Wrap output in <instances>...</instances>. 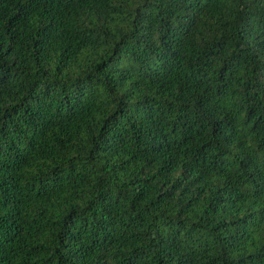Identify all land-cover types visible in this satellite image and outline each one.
<instances>
[{
    "label": "trees",
    "instance_id": "1",
    "mask_svg": "<svg viewBox=\"0 0 264 264\" xmlns=\"http://www.w3.org/2000/svg\"><path fill=\"white\" fill-rule=\"evenodd\" d=\"M0 264H264V0H0Z\"/></svg>",
    "mask_w": 264,
    "mask_h": 264
}]
</instances>
